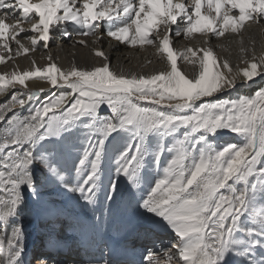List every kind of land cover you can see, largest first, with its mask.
<instances>
[{"label":"snow or ice","instance_id":"obj_1","mask_svg":"<svg viewBox=\"0 0 264 264\" xmlns=\"http://www.w3.org/2000/svg\"><path fill=\"white\" fill-rule=\"evenodd\" d=\"M0 12V62L37 46L47 50L57 32L70 38L69 25L79 36H95L93 43L148 45L166 58L154 74H125L94 49L100 66L62 69L48 55L46 66L0 74V95L22 86L0 104V264H25V230L16 217L26 192L54 215L61 210L43 198L45 186L95 205L106 175L112 200L121 178L137 191L151 184L146 170L159 177L136 201L150 221L146 229L175 234L164 258L149 252L147 264H264L257 255L264 251V87L219 98L264 77V53L253 48L249 59L242 47L243 66L234 68L210 43L264 20V0H0ZM29 31L26 47L17 36ZM193 34L207 46H171L173 37ZM178 58L198 65L192 78ZM34 78L48 87L30 89ZM50 259L41 256L38 264Z\"/></svg>","mask_w":264,"mask_h":264},{"label":"bare ground","instance_id":"obj_2","mask_svg":"<svg viewBox=\"0 0 264 264\" xmlns=\"http://www.w3.org/2000/svg\"><path fill=\"white\" fill-rule=\"evenodd\" d=\"M32 2H37V0H32ZM184 2L190 3V0H184ZM232 14L238 15V9H233ZM0 15H3V13L0 12ZM8 23H14L11 15L8 17ZM23 27L28 29L30 28V24L25 21L23 22ZM68 30L72 32L70 38L63 37L58 32L55 33L54 42L52 40L48 42L49 47L47 50L37 46L34 52L0 62V74L33 70L34 66H46L48 55H51L62 69H67L73 64L79 67L100 66L104 61L95 55L94 49L104 51L109 58L110 67L115 71L125 74L150 75L166 67V58L162 59L157 50L152 46H133L127 43L116 42L112 38L101 39L99 42L93 43L96 40L95 36H79L73 31L71 25L68 26ZM103 30L104 25L102 23L101 32ZM30 35H32L31 31L21 33L17 36V39H20L26 47H31L30 41L27 38ZM79 39L87 40L88 44L81 45L75 43ZM9 43L13 49L16 48L14 41L9 39ZM210 43L214 47L218 58L228 59L234 68L238 64L243 66L241 64L240 48L243 47L249 50L247 53V58L249 59L253 55V48L257 56L264 53V20H261L259 23L248 21L240 34L225 33V36L222 38L216 39L213 37ZM2 44L3 41L0 40V49H2ZM171 46L175 50L188 46L197 48L206 47L207 45L204 44V37L201 34H193L190 38L184 35L173 37ZM4 55L7 56L8 53L4 52ZM33 61H35V65H33ZM177 63L180 70L189 78H192L193 71L198 69V65H193L181 58H178ZM27 84L34 91L48 87L47 81L36 78L28 81ZM20 87L22 86L17 85V88ZM262 87H264V77H257L254 79V82H250L244 86L238 85L235 90H231L219 98L235 99L238 95H251ZM17 88L11 89L4 95H0V104L9 100L11 95L17 91ZM52 91H56V89H52ZM50 94V92H46L42 96ZM143 103L146 104L147 102ZM232 142H235V140ZM164 159H170V156H165L162 159V164ZM36 175H39V171H37ZM154 175H156L155 172L149 173L146 170V180L152 181L151 184L145 183L142 185L140 191L130 189V186L125 191L121 192L118 190L117 193L113 194L112 200L106 199V186L108 184V175H106L104 181L105 188L97 194L95 205H90L86 201L79 199V193H65L63 189H60L59 193H57L54 191L55 186H45L41 190L44 193L43 198L53 202L56 208L57 204H61L62 206L59 213L54 215H45L43 213L39 218H34L39 203L32 198L30 193L26 192L25 202L21 205L16 217L25 230V264L29 261L30 255L35 254L36 243L42 237H45L47 242L40 241L37 246L41 251V256L45 258L50 257L47 254H51V252H45L43 246L48 244L46 246L51 247L52 245L49 244L56 242V247L60 249L75 251L77 250L76 247H83L84 250L89 249L95 255L100 254V252H111V257L114 254L115 257L143 261L147 264V255L143 251L144 247L141 246L145 244L149 247V252L163 259V251L169 248L172 243H175V234L171 230L168 233H164L158 228H153L148 232L145 227L150 224V221L141 215L143 211L137 208L136 205V201L139 200L140 196L144 195L149 187L154 186ZM61 226H63V230H61ZM10 228L11 222L9 234ZM90 251L86 252V254H89ZM257 255H264V251L258 252ZM41 256L31 264H38ZM77 261L78 259H72L68 264H79L76 263ZM229 264H232L231 258H229ZM240 264H247V262L241 260Z\"/></svg>","mask_w":264,"mask_h":264},{"label":"rangeland","instance_id":"obj_3","mask_svg":"<svg viewBox=\"0 0 264 264\" xmlns=\"http://www.w3.org/2000/svg\"><path fill=\"white\" fill-rule=\"evenodd\" d=\"M5 103V102H4ZM23 114H27L26 113V111L23 113ZM102 114H109V113H107V112H103ZM232 135H234V134H229V136H226L225 137V139H228V138H231V136ZM235 142H237V141H235ZM155 143H156V137H151L150 138V146H154L155 145ZM165 156L166 157H168L169 155L166 153L165 154ZM162 166H163V164H162ZM157 178H159L158 176H156V175H154V177H153V179H157ZM118 184H119V191H125L128 187H129V185H128V183H127V181L125 180V179H121V180H119L118 181ZM146 193V192H145ZM144 193V194H145ZM74 194V193H73ZM62 205L61 204H57V208L58 209H60V207H61ZM141 211H144L143 209H141ZM43 213L41 212V209H40V205L38 206V208L36 209V213H35V216H34V218H39V216H41ZM148 215H150V214H148ZM50 224V223H49ZM48 224V225H49ZM146 228V227H145ZM61 230H63V226H61ZM42 239H46L45 237H42L41 238V240L40 241H42ZM47 240V239H46ZM39 241V242H40ZM38 242V243H39ZM38 243H36V246H35V249H34V252H35V254L34 255H30V257H29V261L28 262H26V264H31V263H33L34 262V260L35 259H37L39 256H41V251L39 250V248H38ZM69 261H71V260H69Z\"/></svg>","mask_w":264,"mask_h":264}]
</instances>
